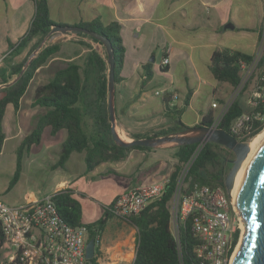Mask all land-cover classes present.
<instances>
[{"label": "trees", "instance_id": "trees-1", "mask_svg": "<svg viewBox=\"0 0 264 264\" xmlns=\"http://www.w3.org/2000/svg\"><path fill=\"white\" fill-rule=\"evenodd\" d=\"M34 15L27 29L26 34L20 39V45L33 40L36 37L44 38L55 23L49 17L48 0H33ZM77 27L94 31L97 34L106 36L114 51L115 82L118 80V73L123 63V45L120 36L121 24L112 20L103 25L96 17L88 22H81ZM262 26L258 37L262 35ZM90 38L93 42L99 43L86 34H78ZM89 51L84 55L81 63L77 61H65L54 70L50 81L40 84L35 89L34 105L46 109L42 114L32 132L26 135L20 142L16 151V167L6 191L12 189L20 178L23 158L30 152L33 146L41 142L45 128H50L52 134L64 129L67 137L60 146L59 156L52 168H63L67 159L73 152L84 153L86 171L91 172L97 166L108 161H119L126 157L131 149L149 150L143 146L121 147L116 145L110 134V119L107 102V56L103 58L96 50L86 43H81ZM39 45V43L37 44ZM36 45V46H37ZM35 46V47H36ZM16 49V47H12ZM34 49V48H33ZM61 49L58 42L46 44L38 52L28 59V55L17 66L11 69L10 75L16 79L9 83L8 79L0 75V152L2 150L5 134L2 128L6 106L12 104L18 108L19 101L24 95L36 70L46 65L54 58ZM254 53L250 50H215L213 51L208 69L213 79L218 83H227L236 89L242 79L241 63L249 64ZM24 63L25 66H24ZM168 65L161 69L166 70ZM23 71V72H22ZM22 72V74H21ZM152 72L146 69L142 86L150 80ZM247 82L241 89V94L248 88ZM189 97L185 99L188 104ZM221 103L223 100L220 101ZM176 117L172 121L173 126L153 131L141 137H159L189 128L180 122V111L169 108ZM243 112L239 97H236L225 112L218 128L230 134L231 122ZM214 114L212 111L204 114L201 119L192 127H210L213 123ZM264 124L255 131L250 138L257 135ZM237 138V137H236ZM238 141H247L249 138H237ZM173 150V158L176 159L173 171L169 174V182L164 193L159 199L151 202L144 211L137 216L121 219L125 224L136 229V255L133 264H197L195 247L198 239L191 231L189 221L178 224L176 234L171 228L170 201L173 198L177 178L184 164L190 162L185 181L190 184L197 183L214 187L224 186V175L221 158V151H228L223 146L215 143H196L182 145ZM234 156V155H233ZM51 200L59 215L72 226L82 225L81 212L78 203L72 196L71 189L60 190L51 195ZM104 218L93 224H85L87 227L102 230L109 215L106 209ZM84 225V224H83ZM237 234L234 236V242Z\"/></svg>", "mask_w": 264, "mask_h": 264}, {"label": "crops", "instance_id": "crops-1", "mask_svg": "<svg viewBox=\"0 0 264 264\" xmlns=\"http://www.w3.org/2000/svg\"><path fill=\"white\" fill-rule=\"evenodd\" d=\"M162 1L163 0H48L49 17L52 11L61 15L59 16L61 21L58 22V25L75 26L81 22L91 21L96 17L103 25H107L112 20H116L121 24L120 33L122 32L121 39L124 51L122 67L118 73V80L115 82V117L117 124L116 130L119 133V138L126 142L135 139V136H144L145 134H151L153 131L173 126L176 122H173L172 120L175 119L173 117H176V114L168 109L173 108L181 111L182 107L189 106L193 99L199 96L198 92L203 87L208 88L212 94L220 93V83L213 79L208 69V64L213 51L220 50V47L217 46V44L215 45L216 40H218L219 37L217 32L214 35L208 34L206 36V39L210 41L213 46L215 45L206 61L207 74L209 78L215 81L212 85L208 84L206 79L201 78L198 75L196 76L195 74V80L197 81L196 86L194 87V85L188 82L190 75L186 70L193 67L190 64L188 58L189 55L187 54V64L185 68L182 69L179 78H176V73L173 74L170 70L172 59L174 57L180 58L185 55L183 51L173 45V42L166 37V35H164L162 39L160 33L159 35L157 34L158 41L155 43V47L151 46L153 36L158 30L164 27L162 21L171 20V18L175 16L173 18L174 21L180 20L185 26H187L188 21H190L189 19L194 16L191 1L197 0H182L180 6H175L174 0H165L168 8L162 16L157 17V9ZM202 5L203 2H200V6ZM103 9L105 10V13L103 12ZM34 11L35 7L33 0H0V54H6L5 63L0 68V75L8 79L9 83L16 79L15 75H10L11 69L20 64L26 55H28L29 59L46 44L55 42L60 43V53L52 58L46 65L39 67L32 80L36 79V77L41 74H47L48 76L53 77L50 70L53 68L55 69L59 63L62 64L65 61L74 60L81 63L84 55L89 51L81 43L90 45L101 55L100 51L97 50V47L93 44L91 45L88 41H85V38L83 37L81 39L82 42L75 43L78 45V49L67 51L64 48V45L70 43V41H66L67 39L63 38L66 37L68 33L54 39L53 41H46L42 46L40 45L44 38L41 37H36L33 40L20 45V39L26 34L33 18ZM68 15L72 19L70 22H67L68 20L64 19V17ZM52 22L55 23L53 20ZM145 24H151L153 30L148 32L143 31ZM257 38L258 35L255 39L250 38L252 41L250 42L251 44H245L242 45V48L238 47L237 49L230 50L243 49L253 52L257 44ZM38 43L39 45H37ZM12 47H16V49H12ZM155 49H158L160 52L161 59L165 56L169 59L168 67L164 71H161L159 66L155 64ZM101 56L103 57V55ZM151 58H153V61H151ZM25 64L26 63H24V66ZM147 68L151 70L152 76L150 80L142 86V80L144 79ZM157 75L163 78H166L167 76L169 84L163 85V82L156 81L154 77ZM32 80L30 81L24 95L21 97L18 108L15 109L12 104L6 106L2 121L5 139L0 152V158L4 154L6 142H14L15 139H18V142L12 147L13 155L10 154L15 160L14 167L10 162V168H14V171L16 167V151L18 145L26 135L32 132L39 117L46 112V109L40 110V106L34 105L35 89L38 85L34 87L30 100L25 103L28 107L27 111H22L24 98L31 86ZM158 83H160V85L155 86ZM0 87H2V85H0ZM156 92L162 93L156 94ZM171 92L177 94V99L174 101L171 100ZM229 96L221 97L219 100H213L211 105L215 102L217 107L212 108L210 105L207 111L199 112L200 117L195 124L209 111H212L214 116L219 113L220 101L229 100ZM187 97H189V100L186 105L185 99ZM10 113L14 116L12 119V133L10 132V134L7 135L5 132L6 117ZM24 125L28 126L26 132H24V129L22 128ZM44 134H48L50 138L59 136L58 147L61 146L67 137V132L64 129L58 131L54 135L51 133L50 128H45L41 142ZM54 145L55 144H48L46 149H51ZM33 147L31 149H33ZM172 156L173 155H171L168 148H150L149 150L131 149L127 152L124 159L102 163L91 172H87L84 153L73 152L67 159L63 168L53 169L52 166L57 161L58 157L51 159L52 162L50 168L54 172H61L51 181V192H48L49 190L47 189L41 196H26L25 200L21 203H15V200L11 199H7L8 201L5 203L12 205L22 204L26 201L51 196L64 189H71L72 196L75 198L81 189V183H84L86 180L94 181L96 183L99 182V185L102 186L106 183L108 192L106 193V196L103 195L105 197L103 200L105 204L102 206L101 213L99 212V215L94 222H83L84 225L93 224L105 217L107 213L106 209L122 193L132 188L141 185H149L168 177L176 164V159ZM39 159L40 157L35 159L31 158L30 150V152L23 158L22 171L19 180L23 176L25 160H28L29 163L32 162L34 166H37ZM19 180L17 184L19 183ZM90 189L91 188L89 187L88 190L91 191ZM6 192L7 191L5 190V193ZM135 232L137 233L135 228L128 226L121 219L116 218L109 213L107 216V222L102 229V239L104 245L108 248L114 243L123 242V240L128 239L131 234H134Z\"/></svg>", "mask_w": 264, "mask_h": 264}, {"label": "built area", "instance_id": "built-area-1", "mask_svg": "<svg viewBox=\"0 0 264 264\" xmlns=\"http://www.w3.org/2000/svg\"><path fill=\"white\" fill-rule=\"evenodd\" d=\"M5 59L6 54H0V68ZM168 64L169 59L165 56L159 62V68L164 69ZM241 69L242 79L234 89L235 97H239L247 82L250 88L241 101L243 112L231 122L229 131L235 138H249L247 141H250L251 135L264 124V42L259 54H255L249 64L241 63ZM176 99L177 94L171 92V100ZM232 101L220 103V111L210 128H218ZM211 107L216 108L217 104L213 102ZM189 165L190 162L184 164L177 178L171 226L174 223L177 228L179 223L189 221L191 231L198 239L195 247L197 264H230L243 233L242 219L224 186L209 187L185 181ZM168 182L166 177L132 188L119 195L107 210L119 219L137 216L162 196ZM135 233L107 248L102 230L90 229L83 224L72 226L59 215L51 196L13 205L0 201V264H133ZM89 240L93 241V254L86 258Z\"/></svg>", "mask_w": 264, "mask_h": 264}, {"label": "rangeland", "instance_id": "rangeland-1", "mask_svg": "<svg viewBox=\"0 0 264 264\" xmlns=\"http://www.w3.org/2000/svg\"><path fill=\"white\" fill-rule=\"evenodd\" d=\"M200 2H203L202 6H200ZM181 3L182 0H174L175 6H180ZM191 5L193 7L194 16L189 19L190 21H188L187 26H185L180 20L174 21V16L171 20L162 21L164 27L156 32L151 41V46L155 47V43L158 41L157 34L159 35L160 33L162 39L164 35H166V37L173 42L174 46L184 52L185 56L182 55L184 58L174 57L172 59L170 70L173 74L176 73V78H179L182 69L185 68L187 64V54L189 55L188 58L190 64L193 67L186 70L190 75L188 82L195 87L197 83L195 75H198L199 77L206 79L208 84L212 85L215 81L209 78L207 74L206 61L215 45L217 44V46L220 47V50L237 49L238 47L242 48V45H248L252 42V38L255 39L257 37L262 26V35L260 38H257V44L253 50L254 55L257 53L259 54L262 48V43L264 42V0H197L191 1ZM167 8V4L165 0H163L157 9L156 16H162ZM103 12L105 13L104 9ZM58 14L59 13H54L53 11L50 14V19H52L55 24H58V22L61 21L59 17L61 15ZM64 19L68 20L67 22L72 20L69 15L65 16ZM151 30H153L151 24L144 25L143 31L148 32ZM216 32L219 37L213 46V44L206 39V36L208 34L214 35ZM120 36H122V32L120 33ZM82 37L91 45H95L97 50L100 51L101 55L105 58V50L102 45L93 42L88 37L78 34L68 33L63 39H67L66 41H70V43L65 44L64 48L67 51L78 49L79 47L75 43L82 42ZM160 61L161 54L158 49H155V64L159 66ZM61 65L62 64L59 63L57 66ZM55 69L53 68L50 70L52 74ZM154 78L156 81L163 82V85L169 84L167 76L166 78H163L157 75ZM51 79L52 76L41 74L40 76H37L36 79L32 80L31 86L25 95L24 103L22 105L23 112L28 109L27 104L25 103H27L30 100V97H32L34 87L39 84H44ZM158 85H160V83L155 86ZM249 88L239 95V99L242 102L245 98L243 96L246 95ZM219 89V94H212L206 87L199 90V96L194 98L189 106L182 107L180 111V122L185 126L192 127L200 117L199 112L207 111L213 100H219L221 97H228L229 95V100H234L236 98L234 93L235 90L229 84L220 83ZM39 109L43 110L44 108L40 107ZM13 118L14 116L11 113L6 117L5 132L7 135H9L10 132L12 133ZM22 128L24 129V132H26L28 126L24 125ZM58 140L59 136L50 138L48 134H44L40 145L31 149V158L35 159L40 157L38 165L34 166L32 162L29 163L28 160H25L23 176L19 180V183H16V186L5 193L14 172V168H10V162L13 164V167L15 165V160L10 154L13 155L12 147L18 142V139H15L14 142H6L4 154L0 158V201L7 202V199H11L15 200V203H21L25 200L26 196H41L47 189L49 190L48 192H51V181L58 173H61L54 172L50 168L52 162L51 159L57 158L59 154L60 147H58ZM48 144L55 145L51 149H46ZM169 151L171 155H173V150ZM226 157V153L221 151V158L223 161L227 159ZM233 157L234 156H231L230 159H233ZM229 169L230 168H228V170ZM89 187L91 188V191L88 190ZM107 192L106 183H104L103 186L99 185V182L96 183L89 180L81 183V189L74 199L80 208L82 222L92 223L95 221L99 212L101 213L102 211V206L105 204L103 200L105 199L104 196H106ZM175 205L176 199L172 198L169 204L171 216L174 215ZM171 228L173 232L177 229L174 223Z\"/></svg>", "mask_w": 264, "mask_h": 264}, {"label": "water", "instance_id": "water-1", "mask_svg": "<svg viewBox=\"0 0 264 264\" xmlns=\"http://www.w3.org/2000/svg\"><path fill=\"white\" fill-rule=\"evenodd\" d=\"M67 33L86 34L98 41L105 50L107 56L106 62L109 67L107 73V102L110 134L113 142L121 147L138 145L148 148H175L182 145L207 142L223 146L234 155V158L230 160L231 167L224 176L226 194L229 199H232L234 176L241 162L247 157L249 141H238L234 136L226 133L221 128L214 129L204 126L189 127L159 137L138 138L127 142L121 140L116 130L115 58L110 40L106 36L97 34L94 31L77 26L56 24L50 28L40 46L46 41H53ZM151 61H153V58H151ZM234 206L242 219L244 234L240 237L239 246L232 256L230 264H264V140L235 189ZM92 254L93 241L89 240L86 246V258H90Z\"/></svg>", "mask_w": 264, "mask_h": 264}, {"label": "bare ground", "instance_id": "bare-ground-1", "mask_svg": "<svg viewBox=\"0 0 264 264\" xmlns=\"http://www.w3.org/2000/svg\"><path fill=\"white\" fill-rule=\"evenodd\" d=\"M263 140H264V129H262L257 135H255L248 143L249 152L247 154V157L241 162L240 167L234 176L233 190H232L233 201H235V189L237 185L239 184V182L241 181L248 165L251 163V161L257 154L258 150L260 149V146ZM243 234H244V226H243L242 235Z\"/></svg>", "mask_w": 264, "mask_h": 264}, {"label": "flooded vegetation", "instance_id": "flooded-vegetation-1", "mask_svg": "<svg viewBox=\"0 0 264 264\" xmlns=\"http://www.w3.org/2000/svg\"><path fill=\"white\" fill-rule=\"evenodd\" d=\"M226 156H227L226 157L227 159L224 161V163L222 165V168H221L222 173H223L224 176L227 173L228 168H230V160H232V159H230V157L233 156V153L228 150V151H226Z\"/></svg>", "mask_w": 264, "mask_h": 264}]
</instances>
